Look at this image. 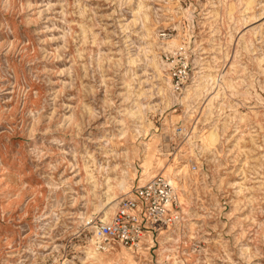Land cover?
Wrapping results in <instances>:
<instances>
[{
  "label": "rangeland",
  "instance_id": "rangeland-1",
  "mask_svg": "<svg viewBox=\"0 0 264 264\" xmlns=\"http://www.w3.org/2000/svg\"><path fill=\"white\" fill-rule=\"evenodd\" d=\"M157 148L199 161L139 264H264V0H0V264H86V216L147 154L166 176Z\"/></svg>",
  "mask_w": 264,
  "mask_h": 264
},
{
  "label": "bare ground",
  "instance_id": "bare-ground-1",
  "mask_svg": "<svg viewBox=\"0 0 264 264\" xmlns=\"http://www.w3.org/2000/svg\"><path fill=\"white\" fill-rule=\"evenodd\" d=\"M141 18H142V16H141ZM145 35H147V34H145ZM160 44H161V47L163 49L170 50L173 53H176V51L178 49L182 48V46L180 45V43L178 42L176 37L173 38L172 40H168V41L162 42ZM183 47L185 48V47H187V45H183ZM235 56H236V54H235ZM162 66L164 68H169L172 66V63L163 61ZM210 77L212 79H215V77L211 76V75L207 76V79L209 80ZM198 88H199V85L195 86V88H194L193 84L189 85V87H187V90L185 91L184 98L185 99L188 98L192 94V91L197 92ZM163 90L167 94L166 95V98L168 100L167 102L168 103H171V102L175 103L174 100H175V98L177 99V96L173 91L172 81H171L170 77H168L165 80V87ZM191 99H192V97H191ZM208 111H210V110H208ZM137 129H139V128H137ZM196 130H197V126H193L192 129L187 130L188 131L187 134L185 133L186 136L189 137V141L191 140V137L196 136ZM156 151H158V154H159V156L156 155V157H157L156 162L158 165H162L163 169L165 170L166 176H167V177L166 176L165 177L170 181L171 185L174 187L175 193H176V198L180 204L182 214H184V215L189 214L190 202L188 200V197L186 196L185 187L183 184V178L186 177V175L190 171V157H193L194 159H196V161H199L198 156L194 154V151L192 149L191 152H186L184 154L177 153L172 161H168L165 163L164 161H166L165 158H167V156L165 154H162L161 150L158 148L156 149ZM133 153H135V155H137L139 153L138 149H135V151H133ZM147 155H145L144 162L142 164L143 165V173H142V178L140 180V183H142V184L146 183L148 180H150L151 178H153L155 176L154 172L152 171L153 164H152V162H150L148 160ZM164 155H165V157H164ZM182 159H185L186 161H182ZM133 174H136L135 171H133ZM132 178H133L132 175H129V176L123 175L117 181V183L115 185L110 186L109 189L111 192L108 195L107 199L98 201V203L94 205V211L89 213L86 216V222L88 223L91 220H93L95 213L98 214L97 217H100V218L104 219L105 221H109L111 219V217L114 215V213L117 211L119 204H120V201L124 197L133 196V192L131 190ZM184 219H186L185 216H182V218L176 224H174L175 226L172 225L168 228V230L161 231L160 238L161 237H162V239L163 238L164 239L165 238H171L173 233H175L176 235H179V233H180L179 230L181 229V226L183 224ZM90 228L93 229L92 226H90ZM93 230L94 231H92V235L88 239L87 245L85 246L86 250H85L84 260H85L86 264H110V253L107 250V248L106 249L100 248V246H99V241H100L99 234L95 229H93ZM161 241H163V240H161ZM119 246H120V244H111L109 247H110L111 251H117ZM122 252H123L124 257H126V259L128 260L129 264H139V262L137 261V258H140L139 254L145 252V250L142 249V250H139L137 252H134V251H132L126 247H123ZM120 257H123V256H120ZM164 257L165 258L168 257V254L165 253ZM62 264H70V263L67 262V260H65Z\"/></svg>",
  "mask_w": 264,
  "mask_h": 264
},
{
  "label": "built area",
  "instance_id": "built-area-1",
  "mask_svg": "<svg viewBox=\"0 0 264 264\" xmlns=\"http://www.w3.org/2000/svg\"><path fill=\"white\" fill-rule=\"evenodd\" d=\"M185 69L180 70L181 76ZM133 196L124 197L109 221L96 217L89 222L99 234V246L120 244L137 252L151 250L161 233L181 218L174 187L162 174L137 185Z\"/></svg>",
  "mask_w": 264,
  "mask_h": 264
}]
</instances>
